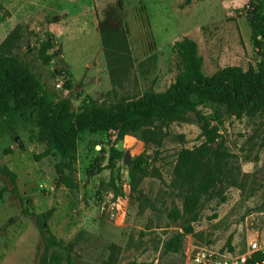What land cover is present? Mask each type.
Wrapping results in <instances>:
<instances>
[{"label": "rangeland", "instance_id": "obj_1", "mask_svg": "<svg viewBox=\"0 0 264 264\" xmlns=\"http://www.w3.org/2000/svg\"><path fill=\"white\" fill-rule=\"evenodd\" d=\"M118 1L0 0V44L17 33L10 51L0 52L9 53L0 100L10 96L0 107V168L16 176L0 171V264H39L38 213L61 242L49 264H193L197 245L239 250L264 231V108L252 102L237 113L204 102L186 119H156L123 139L85 130L61 163L52 121L24 94L47 89L68 100L63 112L74 116L91 102L164 92L178 72L173 44L184 37L197 42L209 77L228 65L257 71L264 59L253 29L264 0ZM125 31L134 64L112 77L105 42L115 49ZM202 145L216 153L206 166L207 191L188 213L176 166ZM141 159L149 174H132Z\"/></svg>", "mask_w": 264, "mask_h": 264}, {"label": "trees", "instance_id": "obj_2", "mask_svg": "<svg viewBox=\"0 0 264 264\" xmlns=\"http://www.w3.org/2000/svg\"><path fill=\"white\" fill-rule=\"evenodd\" d=\"M121 7V1H118ZM254 34L264 41V14H258L253 22ZM16 30V29H15ZM13 30L0 44L10 51L12 41L17 38ZM117 47L114 49L109 39L106 40L105 55L107 64L112 71V77L119 72H127L134 62L127 41V32L121 33ZM264 43L259 45L262 47ZM52 46L51 42L44 45L40 55L44 56L46 50ZM111 47V48H110ZM114 49V51L111 50ZM178 62L176 81L164 92L146 90L143 94L133 98H121L115 102H91L85 109L74 116H66L63 107L68 100L56 101L49 90L41 93H26L24 96L38 108L42 118L50 119L54 128L53 147L59 148L61 163L71 158L77 150V140L80 133L85 130L90 132L118 133V139H123L125 134L138 135L139 130L152 123L154 120L186 119L187 114L195 111L196 107L204 102H217L228 106L231 112L237 113L245 109L247 102H252L259 108H264V59L259 64L258 70L252 67L245 70L241 66L228 65L220 69L215 77H209L202 70V58L199 54L198 44L195 40L184 37L173 44ZM9 53H0V67ZM116 64L117 68H113ZM10 98L5 96L0 100V107ZM209 136V131H207ZM214 141L213 137H210ZM112 152L121 155L122 151L114 146ZM207 147L200 146L197 152H188L181 155V160L176 166V174L183 180L184 212L191 213L194 205L199 201L202 192H206L207 185L204 177L207 175L208 162L212 161ZM143 161L137 160L131 166L132 174L140 170L143 175L149 174ZM61 168V167H60ZM0 171L10 176L15 181V174L6 167ZM198 181L194 182L195 179ZM179 215V212H177ZM36 224L45 239L44 251L40 256L39 264H49V251L60 245L61 242L54 234L46 229L47 214L35 215ZM177 239L180 236L177 235ZM171 243V242H170ZM167 243L166 251H170L171 244ZM175 249L174 251H177Z\"/></svg>", "mask_w": 264, "mask_h": 264}, {"label": "built area", "instance_id": "obj_3", "mask_svg": "<svg viewBox=\"0 0 264 264\" xmlns=\"http://www.w3.org/2000/svg\"><path fill=\"white\" fill-rule=\"evenodd\" d=\"M189 259L193 264H264V231L248 236L239 250L197 245L191 250Z\"/></svg>", "mask_w": 264, "mask_h": 264}, {"label": "water", "instance_id": "obj_4", "mask_svg": "<svg viewBox=\"0 0 264 264\" xmlns=\"http://www.w3.org/2000/svg\"><path fill=\"white\" fill-rule=\"evenodd\" d=\"M124 161L128 164H132L131 163V158H130V154L128 152L125 153L124 155Z\"/></svg>", "mask_w": 264, "mask_h": 264}]
</instances>
